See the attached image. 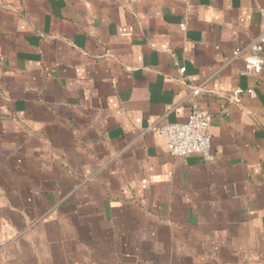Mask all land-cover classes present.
<instances>
[{"label": "crops", "instance_id": "crops-1", "mask_svg": "<svg viewBox=\"0 0 264 264\" xmlns=\"http://www.w3.org/2000/svg\"><path fill=\"white\" fill-rule=\"evenodd\" d=\"M262 34L264 0H0V264H264ZM193 104L209 158L153 128Z\"/></svg>", "mask_w": 264, "mask_h": 264}, {"label": "built area", "instance_id": "built-area-1", "mask_svg": "<svg viewBox=\"0 0 264 264\" xmlns=\"http://www.w3.org/2000/svg\"><path fill=\"white\" fill-rule=\"evenodd\" d=\"M231 53L234 57L242 58L244 72L259 74L264 65V34L244 48H234ZM179 71L182 73L184 67H180ZM194 92H197V89ZM238 95L239 92L234 91L231 98L236 99ZM212 121L213 115L210 112L193 104L185 122L166 123L153 128L163 136L172 154L182 157L197 153L209 158L211 149L209 127Z\"/></svg>", "mask_w": 264, "mask_h": 264}]
</instances>
